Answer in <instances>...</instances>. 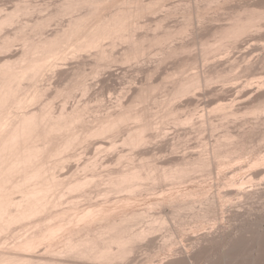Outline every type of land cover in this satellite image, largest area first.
<instances>
[{"label": "rangeland", "instance_id": "rangeland-1", "mask_svg": "<svg viewBox=\"0 0 264 264\" xmlns=\"http://www.w3.org/2000/svg\"><path fill=\"white\" fill-rule=\"evenodd\" d=\"M0 62V264H264V0H0Z\"/></svg>", "mask_w": 264, "mask_h": 264}, {"label": "bare ground", "instance_id": "bare-ground-1", "mask_svg": "<svg viewBox=\"0 0 264 264\" xmlns=\"http://www.w3.org/2000/svg\"><path fill=\"white\" fill-rule=\"evenodd\" d=\"M84 1H85V0H84ZM68 2H70V1H68ZM76 2H77V1H76ZM70 3H71V2H70ZM70 3H69V4H70ZM72 3H74V1H73ZM74 4H75V3H74ZM64 5H67V4H64ZM74 6H75V5H74ZM74 6H73V7H74ZM17 7H18V6H17ZM68 7H69V6H68ZM70 7H71V6H70ZM27 8H28V7H27ZM20 9H21V8H20ZM29 9H30V8H29ZM65 9H67V8H65ZM68 9H70V8H68ZM74 9H75V8H74ZM74 9H73V10H74ZM15 10H17V9H15ZM18 10H19V9H18ZM78 10H79V7H78ZM13 11H14V9H13ZM70 11H71V10H70ZM70 11H69V13H70ZM75 11H77V10H75ZM63 12H64V11H63ZM73 12H74V11H73ZM16 13H17V12H16ZM22 13H23V12H22ZM71 13H72V12H71ZM13 14H14V13H13ZM75 14H77V13H75ZM20 15H21V14H20ZM60 15H62V14H60ZM65 15H66V14H65ZM72 15H73V14H72ZM9 16H10V14H9ZM63 16H64V15H63ZM67 16H68V15H67ZM12 17H13V16H12ZM70 17H71V16H70ZM2 18H3V17H2ZM73 18H74V17H73ZM76 18H77V17H76ZM78 18H79V17H78ZM85 18H86V17H85ZM85 18H84V19H85ZM16 19H17V18H16ZM80 19H82V18H80ZM117 19H118V18H117ZM3 20H4V19H3ZM18 20H19V19H18ZM78 20H79V19H78ZM82 20H83V19H82ZM118 20H119V19H118ZM14 22H15V21H14ZM72 22H74V21H72ZM76 22H77V21H76ZM80 23H81V22H80ZM80 23H78V24L80 25ZM12 24H13V23H12ZM72 24H74V23H72ZM110 24H111V23H110ZM70 25H71V24H70ZM70 25H69V26H70ZM105 25H106V24H105ZM105 25H104V26H105ZM69 26H68V27H69ZM73 26L75 27V25H73ZM80 26H83V25H80ZM102 26H103V24H102ZM76 28H77V27H75V29H76ZM103 28H104V27H103ZM103 28H102V29H103ZM108 28H109V27H108ZM117 28H118V27H117ZM67 29H68V28H67ZM67 29H65V30H67ZM70 29H71V28H70ZM83 29H84V28H83ZM110 29H111V28H110ZM116 30H117V29H116ZM118 30H120V29H118ZM70 31H71V30H70ZM70 31H69V32H70ZM73 31H74V30H73ZM76 31H78V30H76ZM92 31H93V30H92ZM108 31H109V30H108ZM90 32H91V30H90ZM112 32H113V31H112ZM57 33H58V32H57ZM75 33H76V32H75ZM77 33H78V32H77ZM79 33H81V32H79ZM70 34H71V33H70ZM103 34H104V33H103ZM103 34H102V35H103ZM106 34H107V33H106ZM64 35H65V34H64ZM66 35H67V34H66ZM72 35H73V33H72ZM75 35H76V34H75ZM92 35H93V33H92ZM102 35H101V36H102ZM69 36H70V35H68V37H69ZM85 36H86V35H85ZM90 36H91V35H90ZM5 37H6V36H5ZM8 37H9V36H8ZM11 37H12V36H11ZM55 37H56V36H55ZM62 37H64V36H62ZM62 37H61V38H62ZM68 37H65L64 40H63V38H62V40L65 41V42H67L69 39L67 40L66 38H68ZM92 37H94V36H92ZM99 37H100V36H99ZM108 37H109V35H108ZM108 37H107V38H108ZM13 38H14V37H13ZM44 38H45V37H44ZM44 38H43V39H44ZM58 38H59V37H58ZM76 38H78V37H76ZM83 38H84V37H83ZM88 38H90V37H88ZM97 38H98V37H97ZM101 38H103V37H101ZM105 38H106V37H105ZM31 39H32V38H31ZM34 39H35V38H34ZM40 39H41V38H40ZM65 39H66V40H65ZM78 39H80V38H78ZM84 39H85V38H84ZM7 40H8V39H7ZM29 40H30V39H29ZM36 40H37V39H36ZM59 40H60V39H59ZM59 40H58V42H60ZM88 40H89V39H88ZM101 40H102V39H101ZM33 41H34V40H33ZM33 41H32V42H33ZM37 41H38V40H37ZM37 41H36V43H38ZM44 41H46V40H44ZM44 41H43V42H44ZM49 41H50V40H49ZM56 41H57V40H56ZM69 41H70V40H69ZM80 41H82V40H80ZM93 41H94V39H93ZM95 41H96V40H95ZM6 42H8V41H6ZM27 42H28V41H27ZM40 42H41V41H40ZM40 42H39V43H40ZM53 42H54V40H53ZM65 42H64V43H65ZM98 42H99V40H98ZM101 42H102V41H101ZM11 43H12V42H11ZM54 43H55V42H54ZM54 43H53V44H54ZM61 43H63V42L61 41ZM76 43H77V40H76ZM78 43H80V42H78ZM99 43H100V42H99ZM8 44H9V43H8ZM25 44H26V43H25ZM59 44H60V43H59ZM80 44H81V43H80ZM97 44H98V43H97ZM102 44H103V43H102ZM5 45H6V44H5ZM27 45H28V43H27ZM29 45H30V44H29ZM43 45H44V44H43ZM56 45H57V44H56ZM61 45H62V44H61ZM61 45H60V46H61ZM75 45H76V44H75ZM95 45H96V43H95ZM99 45H100V44H99ZM32 46H33V45H32ZM32 46H31V47H32ZM49 46H50V45H49ZM60 46H59V48H60ZM63 46H65V45H63ZM67 46H68V45H67ZM76 46H77V45H76ZM78 46H79V45H78ZM4 47H6V46H4ZM24 47H25V46H24ZM45 47H46V46H45ZM53 47H54V46H53ZM100 47H101V46H100ZM25 48H26V47H25ZM33 48H34V46H33ZM35 48H36V47H35ZM49 48H50V47H49ZM65 48H66V47H65ZM65 48H63V50H64ZM91 48H92V47H91ZM93 48H94V47H93ZM51 49H52V48H51ZM53 49H54V48H53ZM56 49H57V50H60V49H58L57 47H56ZM79 50H80V49H79ZM20 51H21V50H20ZM38 51H39V50H38ZM38 51H37V52H38ZM55 51H56V50H55ZM61 51H62V49H61ZM14 52H15V51H14ZM50 52H51V51H50ZM51 53H52V52H51ZM59 53H60V52H59ZM3 54H4V53H3ZM5 54H6V53H5ZM35 54H36V53H35ZM43 54H44V53H43ZM46 55H47V54H46ZM53 55H54V53H53ZM56 55H57V54H56ZM58 55H59V54H58ZM2 56H3V55H2ZM21 56H23V55H21ZM31 56H32V55H31ZM34 56H35V55H34ZM49 56H52V54H51V55L49 54ZM4 57H6V56H4ZM24 57H25V56H24ZM44 57H45V55L43 56V58H44ZM54 57H55V55H54ZM61 57H62V56H61ZM34 59H37V58H34ZM51 59H53V58H51ZM1 60H2V59H1ZM18 60H19V59H18ZM18 60H17V61H18ZM22 60H23V59H22ZM37 60H38V59H37ZM56 60H57V59H56ZM27 61H28V60H27ZM49 61H50V60H48V62H49ZM3 62H4V61H3ZM42 62H43V61H42ZM42 62H41V63H42ZM50 62H51V61H50ZM50 62H49V63H50ZM0 63H1V62H0ZM7 63H8V62H7ZM22 63H23V62H22ZM49 63H48V64H49ZM33 64H34V63H33ZM45 64H47V63H45ZM45 64H44V65H45ZM54 64H55V62H54ZM34 65H35V64H34ZM37 65H39V64H37ZM42 65H43V64H42ZM12 66H13V65H12ZM49 66H50V65H49ZM49 66H48V67H49ZM1 67H2V66H1ZM1 67H0V68H1ZM6 67H7V66H6ZM34 67H36V66H34ZM34 67H33V68H34ZM45 67H46V66H45ZM48 69H50V68H47V70H48ZM10 70H11V69H9V72H10ZM17 70H18V69H17ZM33 71H34V70H33ZM26 72H27V71H26ZM26 72H25V73H26ZM28 72H30V71L28 70ZM2 73H3V72H2ZM14 73H15V72H14ZM11 74H12V73H11ZM23 74H24V72H23ZM23 74H22V75H23ZM16 75L18 76L19 74H16ZM25 75L28 76L29 74L26 73ZM25 75H23V77H24ZM34 75H35V74H34ZM9 76H10V75H9ZM19 76H20V75H19ZM20 77H21V76H20ZM23 77H22V78H23ZM42 77H43V76H42ZM22 78H19V80L22 79ZM36 78H37V77H36ZM9 79H10V78H9ZM33 79H34V78H33ZM16 80H17V79H16ZM22 80H23V79H22ZM22 80H21V81H22ZM9 81H10V80H9ZM21 81H20V82H21ZM7 82H8V81H7ZM10 82H11V81H10ZM14 82H15V81H14ZM33 82H34V81H33ZM38 82H39V81H38ZM12 83H13V82H12ZM8 85H9V84H8ZM13 85H14V84H13ZM19 85H20V83H19ZM28 85H29V84H28ZM82 85H83V84H82ZM14 86H15V85H14ZM16 86H17V85H16ZM24 86H25V85H24ZM1 87H2V86H1ZM29 87H30V86H29ZM6 88H7V87H6ZM20 88H21V87H20ZM20 88H19V89H20ZM26 88H27V87H26ZM36 88H37V87H36ZM9 89H10V88H9ZM9 89H8V90H9ZM22 89H23V88H22ZM28 89H29V88H28ZM4 91H5V90H4ZM9 91H10V90H9ZM19 91L21 92V90H19ZM11 92H12V91H11ZM22 92H23V91H22ZM15 93H16V92H15ZM17 93H18V92H17ZM23 93H24V92H23ZM23 93H22V94H23ZM30 93H31V92H30ZM30 93H29V94H30ZM37 93H38V92H37ZM37 93H36V94H37ZM41 93H43V92H41ZM22 96H23V95H22ZM34 96H35V95H34ZM24 97H25V96H24ZM30 97H31V96H30ZM22 98H23V97H21V99H22ZM35 98H38V97H35ZM13 99L16 100V97L13 98ZM4 100H5V99H4ZM18 100H19V99H18ZM18 100H17V101H18ZM28 100H29V99H28ZM34 100H35V99H34ZM5 101H6V100H5ZM10 101H11V100H10ZM24 101H26V100H24ZM32 102H34V101H32ZM32 102H30V103H32ZM14 103H15V102H14ZM20 103H21V102H19V104L17 103L18 106H19V108H20L21 106H24V105H22L23 103H21V106H20ZM35 103H36V101H35ZM10 104H11V102H10ZM10 104H8V105H10ZM0 105H1V104H0ZM5 105H6V104H5ZM15 105H16V103H15ZM28 105H29V104H28ZM33 105H34V103H33ZM35 105H36V104H35ZM37 105H38V104H37ZM47 105H48V104H47ZM49 105H50V103H49ZM26 106H27V105H26ZM30 106H31V105H30ZM2 108H3V107H2ZM5 108H6V107H5ZM14 108H15V107H14ZM19 108H17V110H18ZM47 108H49V107H47ZM11 109L13 110V108H11ZM22 109H24V107H23ZM25 109H26V108H25ZM27 109H28V108H27ZM7 110H8V109H7ZM35 110H37V109H35ZM1 111H2V110H1ZM5 111H6V110H5ZM15 111H16V110H15ZM20 111H22V110H20ZM23 111H24V110H23ZM26 111H27V110H26ZM28 111H29V109H28ZM32 111H33V110H32ZM6 112H7V111H6ZM8 112H10V111H8ZM11 112H14V111H11ZM30 112H31V111H30ZM36 112H37V111H36ZM0 113H1V112H0ZM2 113H3V112H2ZM15 113H16V112H15ZM15 113H14V114H15ZM21 113H22V112H21ZM42 113H43V112H42ZM47 113H48V112H47ZM47 113H46V114H47ZM61 114H62V113H61ZM1 115H2V114H1ZM4 115H5V114H4ZM9 115H10V113L8 114V116H9ZM18 115H20V114L18 113ZM23 115H24V114L22 113L21 116H23ZM29 115H30V114H29ZM50 115H51V114H50ZM50 115H49V116H50ZM11 116H12V115H11ZM11 116H9L10 119H11ZM38 116H40V115L38 114ZM64 116H65V115H64ZM66 116H67V115H66ZM5 117H6V118H5ZM5 117L2 119L1 116H0V120H1V122H0V128L7 127V125H9V124H8V121H9L10 119L8 120L7 115H6ZM16 117H17V115H16ZM69 117H70V116H69ZM72 117H73V116H72ZM72 117H71V118H72ZM20 118H21V117H20ZM25 118H26V116H25ZM30 118H31V117H30ZM41 118H42V117H41ZM41 118L39 117L38 119H41ZM58 118H59V117H58ZM63 118H64V117H63ZM65 118H66V117H65ZM14 119H16V118H14ZM28 119H29V118H28ZM51 119H52V118H51ZM68 119H69V118H68ZM11 120H12V122H13V118H12ZM24 120H25V119L23 118V121H24ZM25 121H26V120H25ZM25 121H24V122H25ZM27 121H28V120H27ZM27 121H26V122H27ZM47 121H48V120H47ZM49 121H50V120H49ZM79 121H80V120H79ZM12 122L9 121V123H12ZM17 122H18V120H17ZM19 122H20V121H19ZM37 122H38V121H37ZM37 122H36V124H37ZM45 122H46V121H45ZM67 122H68V121H67ZM71 122H72V121H71ZM14 123H15V122H14ZM22 123H23V122H22ZM15 124H17V123H15ZM15 124H14V125H15ZM18 124H19V123H18ZM20 124H21V123H20ZM20 124H19V125H20ZM44 124L46 125V123H44ZM44 124H42V125H44ZM65 124H66V123H65ZM70 124H71V123H70ZM11 125H12V124L9 125V128L12 127V126H14V125H12V126H11ZM19 125H18V126H19ZM23 125H25V124H23ZM26 125H27V124H26ZM30 125H31V124H30ZM34 125H35V124H34ZM40 125H41V123H40ZM40 125H39V126H40ZM42 125H41V127H42ZM45 125H44V128H45ZM56 125H57V124H56ZM72 125H73V124H72ZM15 126H16V125H15ZM18 126H16V128H17ZM32 126H33V125H32ZM32 126H31V127H32ZM48 126H49V125H48ZM50 126H51V125H50ZM66 126H69V125H66ZM20 127H21V126H20ZM41 127H40V128H41ZM51 127H52V126H51ZM55 127H56V126H55ZM59 127H60V125H59ZM69 127H71V126H69ZM69 127H68V128H69ZM9 128L7 127L8 131H11V130L13 131V127H12L11 130H9ZM16 128H14V130H15ZM26 128H28V126H27ZM32 128H35V127H32ZM36 128H38V127H36ZM36 128H35V129H36ZM61 128H62V127H61ZM21 129H22V128H21ZM21 129H20V130H21ZM41 129H43V127H42ZM49 129H50V127H49ZM49 129H48V130H49ZM56 129H58V128H56ZM65 129H66V128H65ZM24 130H25V129H24ZM26 130H27V129H26ZM33 130H34V129H32V132H33ZM37 130H38V129H37ZM37 130H36V131H37ZM66 130H67V129H66ZM66 130H64V131H66ZM70 130H71V129H70ZM76 130H77V129H76ZM0 131H1V130H0ZM12 131H11V132H12ZM22 131H23V130H22ZM36 131H35V132H36ZM41 131L43 132V130H41ZM46 131H47V129H46ZM50 131L53 133V130H50ZM57 131H58V130H57ZM4 132H5V131H4ZM11 132H7V134H8V133L12 134ZM16 132H18V131H16ZM26 132H27V131H26ZM29 132H30V131H29ZM35 132H34V133H35ZM42 132H37V133H42ZM47 132H49V131H47ZM47 132H45L46 134H44V135L41 134V135L44 136V137H47V136H46V135H47ZM60 132H61V131H60ZM60 132H58V134H60ZM67 132H68V130H67ZM67 132H66V133H67ZM69 132H70V131H69ZM71 132H72V131H71ZM73 132H74V131H73ZM23 133H24V132H23ZM52 133H51V134H52ZM74 133H75V132H74ZM7 134H6V135H7ZM10 134H9V135H10ZM14 134H15V132H14ZM30 134H31V133H30ZM48 134H49V133H48ZM51 134H50L49 137H51ZM55 134H57V133L55 132ZM58 134H57V135H58ZM0 135H1V134H0ZM6 135L3 133L1 137H3L4 140H5V137L7 138ZM20 135H21V132H20ZM60 135H61V134H60ZM64 135H65V134H64ZM69 135H70V134H69ZM22 136H23V135H22ZM26 136H28V135H26ZM31 136H32V134H31ZM37 136H38V134H36V136H35L34 138H36ZM39 136H40V135H39ZM55 136H56V135H55ZM71 136H72V135H71ZM8 137H9V136H8ZM11 137H12V136H11ZM14 137H15V136H14ZM76 137H78V136H76ZM27 138L29 139L30 137H27ZM27 138H26V139H27ZM31 138H32V137H31ZM34 138H32V139H34ZM38 138H39V137H38ZM38 138H36V140H37ZM40 138H43V137H40ZM40 138H39V139H40ZM65 138H68V135H67V137H65ZM70 138H71V137H70ZM73 138H74V137H73ZM0 139H1V138H0ZM12 139H13V138H12ZM15 139H16V138H15ZM17 139H18V137H17ZM17 139H16V141H17ZM24 139H25V138H24ZM26 139H25V140H26ZM45 139H46V141H47L48 138H45ZM59 139H61V137H60ZM62 139H63V137H62ZM74 139H75V138H74ZM81 139H82V138H81ZM86 139H87V138H86ZM8 140L11 141V139H8ZM20 140H22L21 137H20ZM25 140H24V141H25ZM30 140H31V139H29L28 141H30ZM51 140H52V139L48 140V142L51 143ZM1 141H2V139H1ZM13 141H14V140H13ZM26 141H27V140H26ZM26 141H25V142H22V141H21V143H26ZM28 141H27V143H28ZM31 141H33V140H31ZM34 141H35V140H34ZM52 141H54V140H52ZM58 141H59V140H58ZM64 141H65V140H64ZM72 141H73V139H72ZM77 141H78V140H77ZM83 141H84V140H83ZM6 142H8L7 139H6ZM6 142L3 141V143H4L5 145H6ZM36 142H37V141H36ZM67 142H68V140H67ZM67 142H66V143H67ZM3 143H2V145H3ZM8 143H9V142H8ZM21 143H18V145L21 144ZM27 143H26V144H27ZM45 143H47V142H45ZM52 143H53V142H52ZM57 143H58V142H57ZM81 143H82V142H81ZM11 144H12V142H11ZM14 144L16 145V143H14ZM34 144H35V143H34ZM37 144H38V143H37ZM41 144H42V142H41ZM63 144H64V143H63ZM73 144H75V143H73ZM79 144H80V143H79ZM8 145H9V144H8ZM8 145H7V146H8ZM28 145H29V143H28ZM46 145H47V144H46ZM3 146H4V145H3ZM19 146H20V145H19ZM26 146H27V145H26ZM30 146L33 148V146H35V145L32 144V145H30ZM36 146H37V145H36ZM44 146H45V145H44ZM44 146H43V147H44ZM51 146H52V145H51ZM59 146H60V145H59ZM74 146H75V145H74ZM31 147L28 146V148H31ZM38 147H39V146H38ZM38 147H37V148H38ZM54 147H55V146H54ZM61 147H62V145H61ZM64 147H65V146H64ZM66 147H67V145H66ZM68 147H69V146H68ZM70 147H71V146H70ZM4 148H5V147H4ZM8 148H9V147H8ZM10 148H11V146H10ZM10 148H9V149H10ZM18 148H20V147H18ZM18 148H17V150H18ZM22 148H24V147L22 146ZM25 148H26V147H25ZM48 148H49V146H48ZM48 148H47V149H48ZM2 149H3V148H2ZM5 149H7V148H5ZM34 149H35V148H34ZM60 149H62V148H60ZM72 149H73V148H72ZM17 150H16V151H17ZM39 150H40V149H39ZM58 150H59V149H58ZM58 150H57V151H58ZM2 151H4V150H2ZM7 151H10V150H7ZM14 151H15V149L13 148V152H14ZM16 151H15V152H16ZM22 151H24V149H23ZM27 151H28V149H27ZM41 151H42V150H41ZM55 151H56V150H55ZM59 151H60V150H59ZM67 151H68V150H67ZM17 152H20V151H17ZM45 152H46V150H45ZM53 152H54V150H53ZM62 152H63V151H61V153H62ZM65 152H66V151H65ZM1 153H2V152H1ZM7 153H8V152H7ZM7 153L5 152V154H7ZM9 153H10V152H9ZM24 153H25V152H24ZM33 153H34V152H33ZM46 153H47V152H46ZM69 153H70V151H69ZM3 154H4V153H3ZM3 154H2V155H3ZM5 154H4V155H5ZM10 154H11V153H10ZM44 154H45V153H44ZM51 154H53V153H51ZM62 154H63V153H62ZM2 155H1V156H2ZM4 155H3V156H4ZM16 155H18V154H16ZM28 155H29V154H28ZM35 155H38V154H35ZM40 155H41V154H40ZM65 155H66V153H65ZM65 155H64V156H65ZM1 156H0V157H1ZM10 156L13 157L14 155L11 154V155H9V157H10ZM21 156H22V154H21ZM23 156H24V155H23ZM38 156H39V155H38ZM49 156H53V155H49ZM55 156H56V155H55ZM55 156H54V157H55ZM67 156H69L68 153H67ZM5 157H6V156H5ZM5 157H4V158L2 157L3 160L6 159ZM14 157H15V156H14ZM16 157H17V156H16ZM16 157H15V158H16ZM43 157H44V156H43ZM45 157H46V156H45ZM24 158H25V156H24ZM39 158H40V156H39ZM12 159H13V158H12ZM12 159H10V160L12 161ZM17 159H18V158H17ZM21 159H23V158H21ZM47 159H49V158H47ZM63 159H64V157H63ZM63 159H60V160H63ZM67 159H68V158H67ZM10 160L8 159L7 162H8V163L11 162ZM14 160H16V159H14ZM14 160H13V161H14ZM23 160H24V159H23ZM26 160H27V159H26ZM33 160H34V159H33ZM38 160H39V159H38ZM4 161H5V160H4ZM4 161H3V162H4ZM42 161H43V159H42ZM52 161H53V159H52ZM55 161H57V160H55ZM68 161H69V160H68ZM15 162H16V161H15ZM23 162H24V161H23ZM48 162H50V161H48ZM58 162H59V161H58ZM58 162H56V163H58ZM62 162H64V160H63ZM62 162H61V163H62ZM5 163H6V162H5ZM11 163H12V162H11ZM25 163H26V162H25ZM41 163H42V162H41ZM50 163H51V162H50ZM52 163H53V162H52ZM54 163H55V162H54ZM12 164H14V163H12ZM17 164H18V163H17ZM38 164H39V162H38ZM18 165H19V164H18ZM18 165H17V166H18ZM28 165H30V164H28ZM39 165H40V164H39ZM45 165H46V164H45ZM45 165H41L40 167L42 168V166H43V168H44ZM51 165H52V164H51ZM4 166H5V165H4ZM4 166H3V167H4ZM11 166H12V165H11ZM13 166H14V165H13ZM31 166H32V165H30V167H31ZM34 166H35V165H34ZM3 167H2V169H3ZM8 167H9V166H8ZM19 167H20V166H19ZM46 167H47V166H46ZM46 167H45V168H46ZM198 167H199V166H198ZM12 168H13V167H12ZM17 168H18V167H17ZM24 168H25V166H24ZM31 168H32V167H31ZM37 168H38V167H37ZM45 168H44V172H45ZM32 169H33V168H32ZM38 169H40V168H38ZM38 169H37V170H38ZM20 170H21V169H20ZM28 170H29V169H28ZM28 170H27V172H26L27 174H28ZM192 170H194V169H192ZM7 171H8V170H7ZM7 171H5V172H7ZM13 171H14V170H13ZM15 171H16V169H15ZM29 171H30V170H29ZM33 171H34V170H33ZM35 171H36V169H35ZM35 171H34V172H35ZM46 171H47V170H46ZM186 171H187V168H186ZM186 171H185V172H186ZM190 171H191V170H190ZM196 171H197V170H196ZM0 172H1V171H0ZM17 172H19V170H18ZM37 172H38V171H37ZM3 173H4V172H3ZM136 173H137V172H136ZM0 174H2V173H0ZM20 174H21V172H20ZM27 174H26V175H27ZM30 174H32V172H31ZM30 174H29V175H30ZM38 174H39V172H38ZM42 174H43V172H42ZM45 174H46V173H45ZM52 174H53V173H52ZM5 175H6V173H5ZM7 175H8V174H7ZM11 175H13V174H11ZM21 175H22V174H21ZM26 175H25L24 177H26ZM39 175H40V174H39ZM49 175H50V173H49ZM13 176H14V175H13ZM17 176H19V175H17ZM17 176H16V177H17ZM31 176H32V175H31ZM34 176H36V175H34ZM44 176H45V175H43L41 178H43ZM46 176H47V175H46ZM46 176H45V177H46ZM50 176H52V175H50ZM50 176H49V177H50ZM120 176H121V175H120ZM123 176H124V175H123ZM135 176H136V175H135ZM6 177H7V176H6ZM14 177H15V176H14ZM14 177H13V178H14ZM16 177H15V179H16ZM20 177H21V176H20ZM20 177H19V178H20ZM53 177H54V176H53ZM65 177H66V176H65ZM124 177H125V176H124ZM128 177H130V176H128ZM131 177H132V176H131ZM10 178H11V177H10ZM31 178H32V177H31ZM41 178H40V179H41ZM132 178H133V177H132ZM134 178H136V177H134ZM8 179H9V178H8ZM22 179H23V177H22ZM26 179H27V178H26ZM48 179H49V178H48ZM141 179H142V178H141ZM0 180H1V179H0ZM2 180L4 181L5 179H2ZM11 180H13V179H11ZM24 180H25V178L23 179V182H24ZM30 180H31V179H30ZM42 180H43V179H42ZM42 180H41V181H42ZM50 180H51V179H50ZM6 181H7V180H6ZM9 181H10V180H9ZM36 181H38V180H36ZM36 181H34L35 184H37ZM48 181H49V180H48ZM130 181H131V180H130ZM134 181H135V179H134ZM1 182H2V181H1ZM1 182H0V184L2 185ZM10 182H11V181H10ZM10 182H9V183H10ZM34 182H33V183H34ZM50 182H51V181H50ZM50 182H49V184H50ZM78 182H79V181H78ZM136 182H137V181H135V183H136ZM18 183H19V181H18ZM18 183H17V184H18ZM20 183H21V180H20ZM33 183H32V185H33ZM45 183H46V181H45ZM135 183H134V184H135ZM137 183H138V182H137ZM7 184H8V183H7ZM11 184H12V186L14 185L13 183H11ZM15 184H16V183H15ZM35 184H34V186H35ZM41 184H42V183H40L39 186H40ZM51 184H53V183H51ZM125 184H126V183H125ZM134 184H133V185H134ZM28 185H29V184H28ZM47 185H48V184L46 183L45 188L47 187ZM116 185H117V183H116ZM128 185H129V183H128ZM3 186H4V185H3ZM6 186H7V185H6ZM76 186H77V185H76ZM82 186H83V185H82ZM119 186H120V184H119ZM130 186H132V185H130ZM7 187H8V186H7ZM20 187H21V186H20ZM27 187H28V186L26 185V188H27ZM35 187H36V186H35ZM35 187H34V188H35ZM40 187H41V186H40ZM51 187H52V186H51ZM114 187H115V186H114ZM128 187H129V186H128ZM139 187H140V186H139ZM34 188L32 189L33 191H34ZM37 188H38V187H37ZM37 188H35V190H36ZM47 188H48V187H47ZM4 189H5V186H4ZM19 189H20V188H19ZM21 189H22V188H21ZM42 189H43V188H41V190H42ZM48 189H49V188H48ZM50 189H51V188H50ZM115 189H116V188H115ZM121 189H122V188H121ZM125 189H126V187H125ZM131 189H132V188H131ZM137 189H138V188H137ZM5 190H6V189H5ZM10 190H11V189H10ZM14 190H15V189H14ZM14 190L9 191V189H8L7 191H9V192L6 191L5 194H4V192H3V195H6L7 193H10V195H11V192L14 191ZM16 190H17V194H18V189H16ZM29 190H30V186H29V189L27 190V193H28V192H29V193H31V192L33 193V191L30 192ZM45 190H46V189H45ZM118 190H119V189H118ZM132 190H133V189H132ZM20 191H21V190H20ZM22 191H23V189H22ZM36 191H38V190H36ZM47 191H48V190H47ZM50 191H51V190H50ZM133 191H135V190H133ZM24 192H25V191H24ZM53 192H54V191H53ZM113 192H114V191H113ZM116 192H117V191H116ZM12 193H13V192H12ZM27 193L25 194L26 196H27ZM39 193H40V192H39ZM41 193H42V192H41ZM55 193H56V192H55ZM111 193H112V191H111ZM0 194H1V193H0ZM21 194H22V193H21ZM37 194H38V193H37ZM47 194H48V193H47ZM10 195H8V196H10ZM32 195H33V194H32ZM39 195H41V194H39ZM52 195H53V194H52ZM113 195H114V194H113ZM21 196H22V195H21ZM28 196H29V194H28ZM34 196H36V195H34ZM44 196H45V195H44ZM46 196H47V195H46ZM46 196H45V198H46ZM49 196H51V194H50ZM4 197H5V196H4ZM14 197H15V195H14V193H13V197H12V198H14ZM18 197H19V196H18ZM24 197H25V196H24ZM31 197H32V196H31ZM37 197H38V196H37ZM47 197H48V196H47ZM51 197H52V196H51ZM108 197L110 198V196H108ZM108 197H107V198H108ZM115 197H116V196H115ZM7 198H8V197H7ZM33 198H34V197H33ZM35 198H36V197H35ZM52 198H53V197H52ZM107 198L105 197L104 199H107ZM9 199H10V198H9ZM24 199H25V198H23V200H24ZM26 199H27V198H26ZM37 199H38V198H37ZM41 199H42V197H41ZM41 199H40V201H41V205H43ZM46 199H47V198H46ZM49 199H51V198H49ZM5 200H6V199H5ZM12 200H13V199H12ZM12 200H11V201H12ZM51 200H52V199H51ZM99 200H100V199H99ZM3 201H4V200H3ZM3 201L0 202V203H3ZM56 201H57V200H56ZM4 202H5V201H4ZM7 202H8V200H7ZM9 202H10V201H9ZM32 202H33V201H32ZM32 202H30L31 205H33V203H34V202H33V203H32ZM45 202L47 203V201H45ZM51 202H53V201H51ZM11 203H12V202H11ZM11 203H10V204H11ZM14 203H15V201H14ZM19 203H21V202H19ZM19 203H18V204H19ZM22 203H23V202H22ZM25 203H26V202H25ZM30 203H28V204H30ZM38 203H39V202H38ZM46 203H45V205H46ZM10 204H9V205H10ZM26 204H27V203H26ZM48 204H50V200H48ZM52 204L54 205L55 202L52 203ZM52 204H50V207H53ZM3 205H4V204H3ZM11 205H12V204H11ZM31 205H30V207H31ZM36 205H38V204H36ZM41 205H40V206H41ZM6 206H7V205L5 204V207H6ZM14 206H15V205H14ZM23 206H25V205H23ZM47 206H48V205H47ZM8 207H10V206H8ZM16 207H17V206H16ZM16 207H15V209H16ZM35 207H36V206H35ZM42 207H43V206H42ZM48 207H49V206H48ZM54 207H55V206H54ZM54 207H53V208H54ZM11 208H12V207H11ZM11 208H10V210H11ZM13 208H14V207H13ZM21 208H22V205H21ZM25 208H26V207H25ZM33 208H34V206H33ZM33 208H32V209H33ZM37 208H38V207H37ZM39 208H40V207H39ZM39 208H38V209H39ZM46 208H47V207H46ZM53 208H51L52 211H54ZM23 209H24V208H23ZM23 209H22V211H23ZM28 209H29V208H28ZM2 210H3V209H2ZM4 210H5V209H4ZM20 210H21V209H20ZM26 210H27V208H26ZM36 210H37V209H36ZM36 210H35V211H36ZM40 210H41V209H40ZM49 210H50V209H49ZM97 210H98V209H97ZM101 210H102V209H101ZM6 211H7V210H6ZM27 211H28V210H27ZM27 211H25V212H27ZM29 211H30V210H29ZM29 211H28V212H29ZM42 211H44V210H42ZM52 211L50 210L49 212H52ZM90 211H91V210H90ZM1 212H2V211H1ZM18 212L21 213L19 210H18ZM37 212H38V211H37ZM40 212H41V211H40ZM44 212H45V211H44ZM10 213H12V212H10ZM10 213H9V214H10ZM14 213H15V212H14ZM19 213L16 214V215H20ZM31 213H32V212H31ZM71 213H72V212H71ZM1 214H2V213H1ZM23 214H24V213H23ZM43 214H44V213H43ZM43 214H42V215H43ZM12 215H14V214L12 213ZM21 215H22V213H21ZM29 215H31V214H28V216H29ZM37 215H38V214H37ZM44 215H45V214H44ZM6 216H7V215H6ZM6 216H5V217H6ZM10 216H11V215H10ZM40 216H41V215H40ZM86 216H87V213H86ZM5 217L2 218V216H1L0 219H5ZM20 217H21V216H20ZM20 217H19V218H20ZM7 218H9V216H8ZM10 218H11V217H10ZM15 218H16V217H15ZM22 218H23V217H22ZM25 218L28 219V218H27V215L25 216ZM32 218H33V217H32ZM37 218H39V217L36 216V219H37ZM41 218H42V216H41ZM44 218H46V217H44ZM59 219H60V218H59ZM69 219H70V218H69ZM6 220H8V219H6ZM10 220H11V219H10ZM10 220H9V221H10ZM13 220H14V218H13ZM17 220H18V219H17ZM34 220H35V218L33 219V221H34ZM9 221H7V222H9ZM14 221H15V220H14ZM14 221H11V222H14ZM25 221H26V220H25ZM29 221H32V219L29 220ZM16 222H17V221H16ZM18 222H19V221H18ZM18 222H17V223H18ZM26 222H27V221H26ZM3 223H4V222H3ZM17 223H16L15 225H17ZM22 223H23V221H22ZM22 223L19 224V226L22 225ZM79 224H80V223H79ZM15 225H14V226H15ZM113 225H114V223H113ZM17 226H18V225H17ZM0 227H1L0 229H4V228H2V227H3L2 225H1ZM6 227H7V226H6ZM9 227H10V226H9ZM66 227H67V226H66ZM66 227H64V228L66 229ZM126 227H127V226H126ZM64 228H63V229H64ZM104 230H105V229H104ZM115 230H116V229H115ZM115 230H114V231H115ZM121 230H122V228H121ZM0 231H1V230H0ZM7 231H8V229H7ZM7 231H6V229H5V232H7ZM123 231H124V230H123ZM1 232H2V231H1ZM11 232H12V231H11ZM59 232H60V231H59ZM120 232H121V231H120ZM51 233H52V232H51ZM110 233H111V232H110ZM2 234H4V233H2ZM16 234H17V233H16ZM56 234H57V233H56ZM59 234H60V233H59ZM107 234H109V233L107 232ZM4 235H5V234H4ZM27 235H28V234H27ZM103 235H104V232H103ZM118 236H119V235H118ZM1 237H2V235H1ZM3 237H5V236H3ZM98 237H99V236H98ZM120 237H121V236H120ZM32 238H33V237H32ZM88 238H90V237H88ZM109 238H110V237H109ZM109 238H107V239L109 240ZM1 239H2V238H1ZM46 239H47V238H46ZM50 239H51V238H50ZM70 239H72V238H70ZM75 239H76V238H75ZM75 239H74V241H75ZM94 239H95V238H94ZM94 239H93V240H94ZM24 240H25V238H24ZM77 240H78V239H77ZM87 240H88V239H87ZM95 240H96V239H95ZM95 240H94V241H95ZM105 240H106V239H105ZM121 240H122V239H121ZM39 241H40V240H39ZM44 241H45V239H44ZM79 241H80V240H79ZM81 241H82V240H81ZM88 241H89V240H88ZM106 241H107V240H106ZM119 241H120V240H119ZM77 242H78V241H77ZM96 242H97V241H96ZM68 243H69V242H68ZM68 243H66V245H67ZM71 243H72V242H71ZM74 244H75V243H74ZM76 244H77V243H76ZM82 244H83V243H82ZM98 244H99V246H102V245H100V243H98ZM105 244H106V243H105ZM31 245H32V244H31ZM84 245H85V244H84ZM91 245H92V244H91ZM74 246H75V245H74ZM106 246H107V245H106ZM30 247H32V246H30ZM67 247H68V246H67ZM101 248H102V247H101ZM105 250H106V248H105ZM81 251H82V250H81ZM83 251H84V250H83ZM103 251H104V250H103ZM106 251H107V250H106ZM74 253H75V252H74ZM80 254H81V253H80ZM80 254H79V255H80ZM104 254H106V252H104ZM104 254H103V255H104ZM109 255H111V254H109ZM84 256H85V255H84ZM11 257H12V256H11ZM81 257H82V256H81ZM95 257H96V255H95ZM5 258L8 259V257H5ZM14 258H16V257L14 256ZM9 259H10V258H9ZM16 259H18V258H16ZM18 260H19V262H20V259H18ZM1 261H3V260H1ZM1 261H0V263H1ZM6 261H7V260L5 259V261H3L2 263H5ZM21 261H22V260H21ZM7 262H8V261H7ZM7 262H6V263H7ZM9 262L11 263L10 260H9ZM15 262H16V261H15ZM19 262H18V264H19ZM22 262H23V261H22ZM25 262H26V261H25ZM28 263H29V262H28ZM28 263H27V264H28ZM39 263H40V262H39ZM42 263H43V262H41L40 264H42ZM30 264H33V262H31ZM34 264H36V262H35ZM64 264H65V263H64Z\"/></svg>", "mask_w": 264, "mask_h": 264}]
</instances>
